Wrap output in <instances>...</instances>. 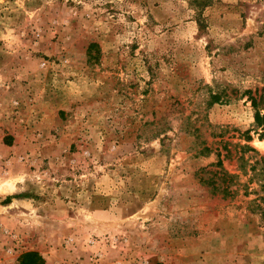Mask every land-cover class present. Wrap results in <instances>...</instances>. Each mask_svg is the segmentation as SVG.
<instances>
[{
  "label": "rangeland",
  "instance_id": "rangeland-1",
  "mask_svg": "<svg viewBox=\"0 0 264 264\" xmlns=\"http://www.w3.org/2000/svg\"><path fill=\"white\" fill-rule=\"evenodd\" d=\"M190 2L0 0V264H264V0Z\"/></svg>",
  "mask_w": 264,
  "mask_h": 264
},
{
  "label": "trees",
  "instance_id": "trees-1",
  "mask_svg": "<svg viewBox=\"0 0 264 264\" xmlns=\"http://www.w3.org/2000/svg\"><path fill=\"white\" fill-rule=\"evenodd\" d=\"M210 2H212V0H191L190 2V5L195 10V20L200 29H203L205 27V23L202 18V9L204 6L208 5ZM253 105H254V102H253ZM255 116L258 118L259 114L256 113ZM36 258L39 260L36 253L30 252L24 255V258L21 262L22 264H31L32 262L36 261Z\"/></svg>",
  "mask_w": 264,
  "mask_h": 264
}]
</instances>
